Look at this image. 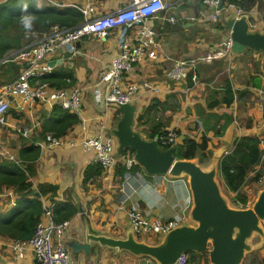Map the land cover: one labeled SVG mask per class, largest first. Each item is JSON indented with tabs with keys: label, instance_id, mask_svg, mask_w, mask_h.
I'll list each match as a JSON object with an SVG mask.
<instances>
[{
	"label": "crops",
	"instance_id": "crops-1",
	"mask_svg": "<svg viewBox=\"0 0 264 264\" xmlns=\"http://www.w3.org/2000/svg\"><path fill=\"white\" fill-rule=\"evenodd\" d=\"M33 1L39 7L52 6L47 0ZM55 1L75 2L82 8L87 4L86 0ZM166 1L170 5L161 13L163 18H150L146 21L153 25L157 32L156 40L160 45L157 49L158 57L136 64L131 72L124 76L126 82L149 80L158 88L157 93L144 89L137 92L131 102L136 105L134 128L143 138L152 139L149 136L152 126L158 122L165 131L169 128L175 130L178 144L182 143L185 137L201 142L202 137L206 136L205 160L210 158L207 168L212 163L218 166L221 158L232 150L237 137L258 136L263 151L262 159L254 170L248 172L246 180L248 175L259 173V191L264 188V170H260L264 169V52L246 48L239 54L229 52L214 57L209 62L201 60L197 63V83H192L190 79L186 82L169 80L166 70L173 59L204 57L219 51L222 42L229 36L224 21L232 17V14L223 10L214 26L208 27L204 23L189 19L201 11V0ZM128 2L129 0H90L93 9L86 15L73 7L58 9L77 10L81 19L72 25L75 26L85 19L113 12L126 6ZM249 3H252L249 8L244 7L243 2L241 6L250 12V30L264 33V0H250ZM169 15H175L178 21H165L164 18ZM123 30V27H117L104 36L91 35L81 38L77 43L79 53L75 56L69 53L66 46L48 56V64L53 61V64H50L52 73L63 68L71 74V84L82 87V117H77L76 123L59 136L63 144L39 147V143L45 142L48 133L53 134L49 129L54 121L53 106L39 99L26 102L20 95L13 96L5 121L0 122V161L10 160L7 155L19 159V152L23 147H39L38 156L26 161L30 164L28 167L24 165L27 168L26 181L34 190L54 186V190L47 189L44 195L42 194L40 201L42 206L51 205L52 208L54 203L58 204L61 214L68 216V219H65L69 221L65 232L66 245L73 239L85 241L86 234L126 237L127 232L131 230L125 211L129 203L137 204L141 212L149 218H183L182 223H192L189 219L191 193L187 180L183 177L149 175L140 167L132 171L130 178L126 179V170L123 169L116 149L114 155L119 159L117 164L110 168L101 166V171L87 173V168L92 164V152L83 150L81 140L100 131L111 134V129L120 117V113L117 114L118 107L98 105L93 90L101 87L97 84L99 72L118 54L119 39ZM23 33V47L36 42L42 35V31L37 30H24ZM226 33V38L219 43L208 39L212 36H224ZM125 37L133 39L132 28L125 32ZM16 52L17 50L11 49L0 57V90L18 73L17 65L13 62ZM226 81L231 83L234 91V99L230 105L221 101ZM68 87L69 84L64 88ZM154 99L162 101L163 107L146 113L142 119L144 123L139 122L138 115ZM33 124L36 125L34 130L28 136H23L21 130ZM3 191H11L10 195H0V212L4 213L15 207L19 193H16L12 186L0 184V192ZM248 203H251L249 198L246 204ZM57 212L59 215V211ZM0 238L5 242L12 237L4 233L0 234ZM140 239L148 240V243L158 242V238L153 235ZM69 251L72 264H93L97 260H100L101 264H156L148 256L102 246L95 241H90L88 254L83 251L75 254L70 248ZM0 264L36 263L30 250L26 251L21 261L16 259L12 250L3 246L0 250Z\"/></svg>",
	"mask_w": 264,
	"mask_h": 264
},
{
	"label": "built area",
	"instance_id": "built-area-1",
	"mask_svg": "<svg viewBox=\"0 0 264 264\" xmlns=\"http://www.w3.org/2000/svg\"><path fill=\"white\" fill-rule=\"evenodd\" d=\"M47 1L53 7H73L81 10L85 15L93 9L90 0H86L87 4L84 8L75 2ZM242 2L243 0H234L228 3H222V0H202V9L199 14L190 16L189 19L204 24L207 22L215 23L219 20L223 10L230 11L234 18L243 15L248 18L250 12L242 8ZM169 5L170 3L166 0H129L124 7L92 19H85L75 26L52 24L46 31L42 32L39 40L17 50L14 54L13 62L18 66V73L12 81L5 84L0 90V122L5 121L12 98L15 95L22 96L26 102H32L36 98L51 106H60L79 118L82 117L81 86L71 84L69 75L65 76V81L69 84L68 88L52 86L48 81L42 79L46 74L52 73V67L47 62L48 56L64 46L68 47L72 56H75L79 53L77 43L81 38L91 35L104 36L117 27L124 28L119 39L118 54L111 58L107 66L99 72L97 84L101 87H96L93 90L95 101L98 105L118 107L119 104L131 103L140 89L157 93V85L152 81L126 82L124 76L131 72L136 64L146 59L154 60L158 57L157 49L160 45L156 40L157 32L153 25L146 21L150 18H163L161 13ZM164 20L176 23L178 17L169 15ZM129 28L133 30L132 40L125 37V32ZM231 46L232 40L229 34L216 53L204 57L173 59L166 70V75L169 80L174 82H186L190 79L192 83H197L199 82L197 63L201 60L209 62L214 57L233 52ZM35 126L33 124L23 128L21 134L28 136ZM156 140L158 143L161 142L162 145L170 147L177 144V134L173 128H169L165 134L157 135ZM61 144L63 141L59 137L48 133L45 136V142L39 143V147L47 148ZM80 144L83 150L92 152L90 156L92 164L110 168L119 160L114 155L116 140L112 134L100 131L96 135L85 136ZM7 157L19 165L22 163L15 156L7 155ZM119 157L123 168L126 170L124 177L128 179L131 176L130 169L136 164V160L130 151ZM7 194L10 195L11 191L0 192L2 196ZM43 210L41 218L36 222L33 233L28 239H11L3 242L0 238V250L6 246L13 251L16 259L21 261H23L26 251L30 250L36 264H72L69 247L65 242V232L69 226V221L65 219L55 220L51 205L43 206ZM125 211L128 222L137 238L138 236L141 238L146 235L156 236L157 234H161L162 237L166 232L183 222V218H149L134 203H129ZM93 264H101V262L97 260ZM174 264H192L189 253H180Z\"/></svg>",
	"mask_w": 264,
	"mask_h": 264
},
{
	"label": "water",
	"instance_id": "water-1",
	"mask_svg": "<svg viewBox=\"0 0 264 264\" xmlns=\"http://www.w3.org/2000/svg\"><path fill=\"white\" fill-rule=\"evenodd\" d=\"M224 25L229 30L234 53L239 54L246 48L264 52V33L250 30L245 15L230 17ZM118 109L120 117L110 131L117 143L116 154L121 156L124 150L130 149L136 164L149 175L187 178L192 199L189 211L192 223L178 224L157 243L137 238L131 226L124 238L86 234L85 241L73 239L67 242L71 252L88 254L90 241H95L102 246L148 256L156 264H174L180 253L189 251L207 252L209 264H243L246 254L264 242V188L257 193L251 207H231L216 179V163L203 168L194 158H175L174 146L162 147L156 140L157 135L146 139L135 130L134 103L119 104ZM255 234L261 240L253 244Z\"/></svg>",
	"mask_w": 264,
	"mask_h": 264
},
{
	"label": "trees",
	"instance_id": "trees-1",
	"mask_svg": "<svg viewBox=\"0 0 264 264\" xmlns=\"http://www.w3.org/2000/svg\"><path fill=\"white\" fill-rule=\"evenodd\" d=\"M249 2L250 0H244V7H251L252 3ZM201 3L202 0L200 1V4ZM80 19L81 14L73 8L58 9L53 6L39 7L33 0H1L0 57L4 56L11 49L19 50L25 45V41L23 40L24 30H37L44 32L52 24L57 23L63 26H72L78 23ZM24 24H27L28 26L26 27ZM17 70L18 66L16 67V71ZM66 75L71 76V74L66 73L63 68H61L57 72L46 74L42 79L48 81L52 86L63 88L68 85L65 81ZM223 92L224 96L221 101L226 105H230L234 99V91L230 82H225ZM216 102H218V100H216ZM162 107L163 102L154 99L143 109L137 119L139 122L144 123L142 119L146 113ZM118 113H120V110L117 108V114ZM52 115L54 121H51L52 123L49 130L55 137L61 136L68 127L77 121V116L74 113H70V111L62 109L57 105L53 106ZM45 125L46 124L43 122V126ZM44 131H46L45 128ZM150 133V138H153L156 134H165L166 131L162 129L161 124L155 122ZM159 144L162 147H168L162 145L161 142H159ZM259 144L260 138L258 136L241 135L235 139L232 150L225 154L218 163L219 171L224 180L225 186L230 192L235 193V196H233L234 204H240L241 207L246 206L247 197L246 194L244 195L240 192V189L246 180L248 172L254 170V168L260 164L262 159L263 151ZM173 146L175 148L174 156L177 159H193L198 157L200 161L207 158L206 136L202 137L201 142H197L190 137H185L182 143H177ZM38 151L39 147H34L33 145L21 148L19 159L21 160L23 167L11 160L3 159L0 161V184L12 186L14 191L19 193V196L15 201V207L12 208L11 212L9 214H6V212H0V234L8 233V235L12 237L10 239L26 240L32 235L34 226L41 218L44 211L40 201L42 194L44 195L47 189H55L54 186H49L47 189L45 187H40L39 189L34 190L31 187V184L26 181V167L30 165L28 164L29 162L27 163L26 161H29L28 159H35L38 156ZM127 151L133 153V151L127 149L123 151L122 155ZM139 167L138 164H135L131 169H138ZM92 168H97V170H93ZM87 169V173H92L101 171L102 167L97 164H91ZM258 176L259 173H256L253 180H258ZM52 209L55 220L59 221L68 219V216L61 214L58 204L54 203ZM57 211H59L60 217ZM256 252V250L249 252V254L245 256L243 264H264V253L258 257ZM188 253L191 262L197 259L194 256V252L189 251Z\"/></svg>",
	"mask_w": 264,
	"mask_h": 264
},
{
	"label": "rangeland",
	"instance_id": "rangeland-1",
	"mask_svg": "<svg viewBox=\"0 0 264 264\" xmlns=\"http://www.w3.org/2000/svg\"><path fill=\"white\" fill-rule=\"evenodd\" d=\"M1 1V0H0ZM25 25V24H24ZM208 27H210V26H214V23H211V22H207V24H206ZM226 36H227V33L226 34H224V36H212V37H208V39H210L211 41H213V43H219L220 41H222L224 38H226ZM211 154H209V156H210ZM194 159H196L197 160V162L203 167V168H207V162L210 160V158L208 159V160H200L199 161V158L198 157H196V158H194ZM140 168V167H139ZM135 169H131V172L132 171H134ZM260 170H264V169H260ZM257 173V172H256ZM256 173H253V174H251V175H248V177H247V180L244 182V184H243V186H242V188L240 189V192L241 193H243L244 195L246 194V197H247V199L249 198L250 199V201H251V203L249 204H246V206L245 207H251L252 206V204H253V202H254V200L256 199V197H257V193L261 190H259V191H257V189H259V180H253V176H254V174H256ZM184 179H186L187 180V178H184ZM216 179H217V181H218V183H219V186H220V189H221V192H222V194L224 195V196H226L227 197V199H228V202H229V205L231 206V207H236V208H242V207H237V205H240V204H234V202H233V199H234V197L233 196H235V193L234 192H230L228 189H227V187L225 186V183H224V180H223V178H222V176H221V174H220V171H219V167L217 166V174H216ZM261 187V186H260ZM235 201V200H234ZM244 208V207H243ZM12 210V209H11ZM11 210H9V211H7L6 212V214H9L10 212H11ZM5 214V215H6ZM161 237V234H157L156 236H155V238H158V240H159V238ZM138 238H140L139 236H138ZM157 240V239H156ZM261 240V238H260V236L259 235H257V234H255L254 236H253V238H252V243L253 244H255L256 242H259ZM146 241H148V240H146ZM260 249H262V250H260ZM257 251L256 252V255L258 256V257H260V255L262 254V253H264V242H262L261 243V246H260V248L259 249H253L252 251ZM204 254H202V253H199V252H194V256L197 258L195 261H193V262H191L192 264H209V258H208V253L207 252H203ZM247 254H249V253H247ZM246 254V255H247ZM255 255V256H256Z\"/></svg>",
	"mask_w": 264,
	"mask_h": 264
},
{
	"label": "clouds",
	"instance_id": "clouds-1",
	"mask_svg": "<svg viewBox=\"0 0 264 264\" xmlns=\"http://www.w3.org/2000/svg\"><path fill=\"white\" fill-rule=\"evenodd\" d=\"M26 7V6H25ZM26 27L28 26L27 24L25 25Z\"/></svg>",
	"mask_w": 264,
	"mask_h": 264
}]
</instances>
